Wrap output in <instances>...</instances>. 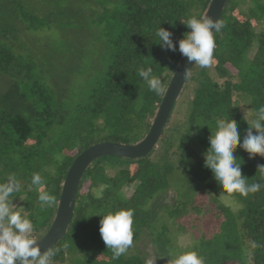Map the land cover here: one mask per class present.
I'll use <instances>...</instances> for the list:
<instances>
[{
    "label": "trees",
    "instance_id": "trees-1",
    "mask_svg": "<svg viewBox=\"0 0 264 264\" xmlns=\"http://www.w3.org/2000/svg\"><path fill=\"white\" fill-rule=\"evenodd\" d=\"M68 1L42 0L37 13L19 0H0V182L13 173L20 181L12 204L32 220L35 240L49 229L65 174L80 153L102 142L135 144L148 132L182 57L178 45L170 51L157 44L155 29L171 32L175 45L190 31L180 21L202 17L211 0H80L75 9ZM89 6L96 14L89 15ZM70 16L96 25L90 41L75 46L69 35L60 36ZM218 22L224 26L214 32V62L192 68L156 148L137 160L102 157L87 167L66 234L49 251L52 264H144L145 253L133 247L144 228L151 229L155 264H167L164 256L179 248L166 224L153 231L152 218L165 209L171 219L193 203L189 194L198 198L195 209L211 235L187 250L205 264H264V188L247 197L224 193L203 158L217 118L235 120L242 141L250 110L264 105V0H227ZM19 23L44 38H56V29L57 45L33 53L17 38ZM61 54L64 61L55 63ZM141 65L153 69L162 93L148 90L136 73ZM234 156L249 183L264 184L257 172L264 158L249 159L239 145ZM33 173L55 195L54 207L41 208L29 190ZM106 209L134 211L133 246L119 259L106 249L101 217L94 215Z\"/></svg>",
    "mask_w": 264,
    "mask_h": 264
},
{
    "label": "clouds",
    "instance_id": "clouds-1",
    "mask_svg": "<svg viewBox=\"0 0 264 264\" xmlns=\"http://www.w3.org/2000/svg\"><path fill=\"white\" fill-rule=\"evenodd\" d=\"M180 22L190 31L185 32L174 45L172 33L158 26L154 32L157 44L170 51H176L178 45V51L187 57L189 62L194 61L195 65L201 68L209 67L214 62V32L222 29L223 22L213 21L208 16H189ZM136 73L149 91L162 93V82L151 67L138 66ZM184 75L190 76L191 73L186 70ZM245 103L251 104L252 101L249 99ZM250 111L253 118L242 141L235 120L217 118L208 138L210 146L203 153L204 167L211 171L212 178L220 189L224 193H237L241 197H247L264 188V184L249 183V179L241 172L243 161L234 156L239 145L240 149L248 154L249 159L256 156L264 158V105ZM238 160L241 163H238ZM257 172L264 178V165H259ZM21 187L14 173L8 174L6 179L0 182V264H52L54 253H41L39 244L32 235L33 222L23 214L24 208L12 204L13 195L20 192ZM28 188L37 192L41 208L56 205L55 195L46 190L45 181L39 173L32 174ZM94 215L101 217L99 234L106 249L111 251L113 259H119L133 246L134 211L106 209ZM251 246L257 247L255 243ZM164 257L168 258L167 264H205L203 257L194 250L173 249ZM157 259L149 246L145 251L144 264H155Z\"/></svg>",
    "mask_w": 264,
    "mask_h": 264
},
{
    "label": "water",
    "instance_id": "water-1",
    "mask_svg": "<svg viewBox=\"0 0 264 264\" xmlns=\"http://www.w3.org/2000/svg\"><path fill=\"white\" fill-rule=\"evenodd\" d=\"M227 0H211L204 15L219 21ZM195 62H189L182 56L158 105L146 135L137 143L125 145L113 142L94 144L80 153L69 166L60 190L56 211L49 229L42 238L36 240L41 253L50 251L66 234L71 222L76 193L80 180L87 169L95 160L102 157H117L128 160H137L148 156L157 146L162 132L166 127L173 107L182 91L189 72Z\"/></svg>",
    "mask_w": 264,
    "mask_h": 264
},
{
    "label": "rangeland",
    "instance_id": "rangeland-1",
    "mask_svg": "<svg viewBox=\"0 0 264 264\" xmlns=\"http://www.w3.org/2000/svg\"><path fill=\"white\" fill-rule=\"evenodd\" d=\"M21 3L25 4V7L28 8V10H31V8H33V10L35 12H40L41 10H43L45 8V6L42 4V0H19ZM68 3L72 4L73 7L75 9L76 8H80L79 3L80 0H70L68 1ZM78 5V6H75ZM242 8L244 9V6H242ZM89 11V15H92V13H95L92 11L96 10L97 7L96 6H89V8H87ZM53 12H56V10H54ZM96 14V13H95ZM57 15V13H56ZM55 15V17H56ZM72 19H74V17H67L65 20H63L64 25L66 26H61L64 27V29L62 30V32H60V36H66L69 35L70 39L72 38V40L74 41V44H76L75 46H77V42L76 41H90L91 39V34L95 33V28L96 25H90L91 22H89V18H84L81 20H75L72 21ZM92 19V18H91ZM19 34L17 37L19 39V42H23L24 45H26L28 50L33 51V53H35L37 50H52L54 49V45H52L53 41L54 44H56V38L59 37L57 35L56 29H54L53 33H56L52 36H55L56 38H50V36L48 37H43L41 35L38 34H30L28 32H25L23 30L22 25L19 23ZM54 39V40H53ZM19 42L17 44H19ZM60 42V41H59ZM22 45V44H20ZM92 47V46H91ZM18 51L27 54V52H25L24 50L18 49ZM62 59V61H64L65 57L63 56V54H61V58H57L55 59V63L58 61L60 62V60ZM185 96L188 97L190 96V92H186ZM190 198L192 199V202L190 205L185 206V208H182L181 211H179L174 217H171V219L168 217L167 211L164 209L162 210V214L159 211V209L157 210V212H154L153 218L152 220L154 221V228L153 231L158 230L160 228V224H166V231L168 234V237H170L171 239V244L174 243L173 245H175L174 247H177L181 250H184V248L187 250V248L191 249V246H194V244L198 243V241L200 240H205V239H209L210 235H211V230L208 228V221L205 220L203 213L197 212L195 207L198 206V198L193 195V194H189ZM174 199V194L173 192L169 193V196L166 197V202L170 204H172V200ZM176 202V201H175ZM16 204H14L15 206ZM164 211V212H163ZM214 225V222L212 223V227ZM211 228V227H210ZM151 230V229H150ZM150 230H148L147 228H144L142 230V239L143 238H148L150 240ZM145 239H143L142 245H143V249L145 250L147 248V245L144 243ZM149 240H147V242L149 243ZM139 249L140 248H136ZM135 249V250H136ZM138 252V251H137ZM138 254L142 255L143 253H141L140 251L138 252Z\"/></svg>",
    "mask_w": 264,
    "mask_h": 264
},
{
    "label": "flooded vegetation",
    "instance_id": "flooded-vegetation-1",
    "mask_svg": "<svg viewBox=\"0 0 264 264\" xmlns=\"http://www.w3.org/2000/svg\"><path fill=\"white\" fill-rule=\"evenodd\" d=\"M150 236V240L148 239V238H143V239H145V241H144V243L147 245V248L146 249H148L149 248V246H151V250L154 252V250H153V245H152V242H151V239L153 238L152 236H151V234H149ZM142 232H140V235L138 236V240H137V242H135V244H134V246L133 247H135V248H140V250L139 249H136L138 252L140 251L141 253H145V251H146V249L144 250L143 249V245H142V242H143V239H142ZM147 240H149V243L147 242Z\"/></svg>",
    "mask_w": 264,
    "mask_h": 264
}]
</instances>
